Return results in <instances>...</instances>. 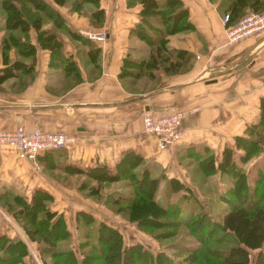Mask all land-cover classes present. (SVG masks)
Masks as SVG:
<instances>
[{
    "label": "crops",
    "instance_id": "0c3cea01",
    "mask_svg": "<svg viewBox=\"0 0 264 264\" xmlns=\"http://www.w3.org/2000/svg\"><path fill=\"white\" fill-rule=\"evenodd\" d=\"M45 1L63 19V26L54 29L55 36L62 54L71 57L76 68L51 66L48 50L28 27L34 66L13 69L14 75L0 81V130L37 126L64 131L73 141L44 150L35 160L17 157L11 146L0 144L1 210V203L18 207V202H30L36 191H43L49 209L62 215L70 231L66 202L78 198L83 182L95 180L85 178L88 169L109 174L121 166L146 168L150 173L157 169L161 180L162 169L167 176H184L191 160L203 161L209 154L216 167L223 145L230 146L234 160L238 159L242 150L233 146L232 138L257 121L259 96L264 93V29L229 42L220 18L227 13L233 22L246 10H263L264 0H179L169 12L173 28L166 29L163 40L166 47L188 54L175 58L181 69L173 72L160 62H149L151 46L131 31L139 17L136 0H77L74 6L73 2ZM235 1L239 7L233 12L230 3ZM178 9L182 16L174 20ZM95 10H101L99 23L89 18ZM155 25L163 27L159 22ZM42 27H51L50 20ZM96 31L104 37L87 35ZM83 38L98 48L92 58ZM143 56L147 57L139 67L137 60ZM181 109L185 111L182 133L173 143L159 147L152 135L142 132L144 111L158 114ZM263 159L264 150L242 166L246 170L255 160L264 163ZM258 164L253 170L264 172ZM1 217L0 234L19 237L27 245L22 228H15L6 216L2 222Z\"/></svg>",
    "mask_w": 264,
    "mask_h": 264
},
{
    "label": "trees",
    "instance_id": "16d2710c",
    "mask_svg": "<svg viewBox=\"0 0 264 264\" xmlns=\"http://www.w3.org/2000/svg\"><path fill=\"white\" fill-rule=\"evenodd\" d=\"M51 1L57 4L64 3V0ZM136 1L139 3V17L138 22L131 31L139 37H143L149 47H154L149 49L148 56L151 58L149 60H152V57L156 55V50L159 49L164 51L166 49L165 55L168 57L172 54L176 57L180 53L181 57H185L188 54L185 50L166 47L163 40L166 29L173 28V24L169 26V22H171V20L169 21V12L174 11L178 7L179 0ZM77 2V0H73L72 6ZM230 6L232 11L235 12L239 7V3L235 1L230 3ZM180 16H182V10L178 9L173 14L174 20ZM0 17L4 19V24H0V27L4 26V32L9 34L2 37L1 40L0 58L2 66L0 68L2 69L0 71V81L9 75H14L13 69L33 68L35 61L34 45L27 40L24 42V48L21 41L15 40L16 34L13 33L16 30L19 33H27L28 27L35 31L38 44L48 50V63L51 66L76 68L73 59L62 54L60 41L55 36L54 29L63 26V19L45 0H0ZM89 18L94 23H99L101 10H95ZM231 19L234 18L229 15V21ZM47 20H50L51 27L43 28L42 24ZM155 22L163 24V27L156 26ZM83 43L89 46L87 53L92 58L96 54L97 46H91L90 41L86 38H83ZM11 46L13 49L15 47L16 51L8 61L7 58L10 57L8 50ZM146 57H140L137 60V66L139 65L140 67V64H144L140 63V60L145 62ZM25 58H28V60H24ZM162 65L164 68L175 67L177 61L174 60L171 64L167 62ZM258 109L259 117L257 121L246 125L242 135H235L232 138L233 146L242 150L241 155L238 157L239 163L234 160L231 147L228 145L222 146L216 167L213 165L212 154L203 157L200 165L202 171L210 173L218 169L225 177L224 181L226 184L219 194L223 205L218 211L220 214L215 213L220 218L215 219L208 216L205 212H193V210L189 209L182 223L194 229V226L203 222L204 226L212 234L214 228L220 230V234L216 237L213 236V240L216 242L220 240L227 241L226 238H229L230 241L225 247H205L204 251L207 255L205 254L206 256L204 255L200 261H196L197 255L194 254L195 251L196 253L201 252L198 250L199 246L188 249L190 254L185 257L188 264H195V262L202 264V261L204 262L203 264H249L248 249H255L250 264H264V249L261 247L264 244V174L260 169H257L258 171L255 175H252V182L248 183L247 175H251L242 166L243 162L264 150V93L259 96ZM119 168L122 170L121 173L117 171ZM119 168L115 170L114 174H109L104 169L91 168L87 170L88 175L86 177L93 176L95 180H117L121 177H133L135 175L133 177L135 180L133 196H130V194L128 196L117 195L121 192H117L116 196H110L111 191H109L106 194L108 197L106 203L117 205L121 201H127V205L122 208H126V212L129 213L127 219H134L133 221L137 225H145L144 223H147V216L153 214V211L147 212L149 207L153 205L157 209L160 207L159 211H161L160 209L166 211L167 207L170 208L168 203L161 205L153 198L152 191L154 186L147 179L149 177L148 169L132 170L123 166ZM90 188L96 193L97 185L90 186ZM139 188L141 189L139 190ZM46 195L43 191H36L30 202L20 201L18 202L19 204L17 203V208L19 209V212H16L17 214H8L17 219L23 218L25 222L23 221L21 228L27 239H35L37 241L39 258L43 260V263L44 259L42 256L48 259L55 256H63V258L68 256L69 261H65V264H86L87 258L91 259V257H86L83 253V257L76 258L69 247L60 248L61 246L56 245L58 241L69 237V231L65 226L62 215L46 207ZM135 195L138 197L134 198ZM171 205L169 215L173 218L172 222L178 225L180 223L178 221L179 211H182L181 206L177 202ZM131 209L135 212L134 214L130 213ZM88 215L91 216L88 213L77 210L74 214V220L75 222L77 219L81 222H86ZM142 218L143 220H141ZM93 231L94 240L91 239L92 241L88 242L89 251H95L93 259L96 257L101 259V262L93 264H171V260L160 253L161 251L151 253L148 252V249H142L141 245L136 243L133 245L123 244L119 231L104 220L99 219ZM85 234L86 231L81 232V236L84 237ZM83 241L80 240V245ZM181 250L187 251L184 247ZM26 253L27 246L22 239L0 234V264H23L22 257ZM231 255H236L237 257L231 259L229 258ZM52 261L54 263L61 262L58 259Z\"/></svg>",
    "mask_w": 264,
    "mask_h": 264
},
{
    "label": "rangeland",
    "instance_id": "374dc122",
    "mask_svg": "<svg viewBox=\"0 0 264 264\" xmlns=\"http://www.w3.org/2000/svg\"><path fill=\"white\" fill-rule=\"evenodd\" d=\"M49 1L52 3L51 0ZM71 2H73V0H64V3L66 4L67 3L69 4ZM263 10L260 11L246 10L244 11L243 14H241V16L238 17V19L242 17L244 14L248 13L249 11L261 12ZM224 14L226 13H222L221 16L223 17ZM3 20L4 19L0 17L1 25L4 24ZM0 29H2L0 33V48H1L2 37L8 36L9 34L4 32V26L0 27ZM13 33L16 34L15 40L21 41L24 47V42L29 40L28 33L25 32L19 33L17 30L14 31ZM12 46L10 50H8L10 52L9 53L10 57L7 58L8 61L13 57V55L15 54L14 52L16 51L15 47L13 49ZM152 48L154 47H150V49ZM165 51L160 49L156 50V55L152 57L151 61L150 60L148 61L156 62V63L160 62L162 64H166L167 62H169L171 64L172 62H174L176 57L179 58V56L175 57L173 56V54L169 55L168 57L165 55ZM24 60H28V58H25ZM54 67L60 68V66H54ZM169 68H171L172 72L177 71V69L178 70L181 69L179 66L176 67V65L175 67H169ZM33 160H35V158ZM235 160L237 163H239L237 158H235ZM191 162L192 164L190 166L185 167L187 170L184 169L183 171L184 176H177V175L167 176V174L164 172V169H162L163 171V174H161L162 179L159 180L160 173L159 174L157 173L158 172L157 169L153 170L152 173L148 171L149 177L147 176L148 177L147 179L149 180V183L152 186H154V189L152 191L153 198L156 201H158L161 205L168 203L170 205V208L172 207L171 204L176 202L181 206L182 211L181 212L179 211L180 216L178 221L180 223L178 225L172 222L173 218L172 216L169 215V213L171 212V209L169 207H167L166 211H162V209H160L161 211H159L158 209L160 207L157 209L154 205L152 207H149L147 212L153 211V214L151 216L150 215L147 216L148 217L146 221L147 223H144L145 225H137L135 221H133L134 219H127V215L129 213L126 212V208L125 209L122 208L125 207V205H127V201H121L120 203H117V205L106 203L108 199L106 194L109 191H111L110 196H116L117 192H121L122 194L121 193L117 194L121 196L123 195L128 196V194H130L131 196L132 194H134L133 190L135 189L134 187L135 180L133 179V177L135 175H133V177L130 176H126L123 178L121 177L120 179L118 180L115 179L112 182H106L104 180H94L92 181V183L83 182L82 186L80 185L82 191L80 192V195H78V198L76 196L77 199H75L73 202L71 201L66 202L68 205L66 207L67 216L65 217V221L67 223H70V231H69L70 233L67 239H62L58 241L56 245L61 246L60 248L69 247L74 252L76 258L83 257L82 256L83 253L85 254L86 257L87 256L91 257V259L87 258L86 264L101 262V259L98 257L93 259V254H95V251H89V246H88L89 245L88 242L94 240L93 230L98 220L101 219L106 221L107 223H109L111 226L115 227L119 231V233L121 234L123 244L133 245L136 243L141 245L142 249H148V252L151 253L161 251L160 253L164 254L171 260L170 262L171 264H188L187 259L185 257H187V255L190 254V250L188 249L194 246H199L198 250L201 251L200 253H196V251L194 252V254L197 255L196 261L202 260V258L206 254L204 251L205 247L227 246L228 241H230L229 238H226L227 241L220 240L216 242L215 240H213V236L216 237L218 236V234H220L219 229L214 228L212 234L208 231L207 227L204 226L203 222L194 226V229L182 223L185 216L188 214L189 209L193 210V212H197V211L205 212L206 214H208V216L218 219L220 217H217L215 213H218L219 209L223 205V201L219 198V194L221 193V191L223 190L226 184V182L224 181L225 179L224 175L221 172H219L217 169L214 170L213 172H210L213 174L207 176L206 171L197 170L198 168H200V164H201L200 162H202V160L197 161V159H193L191 160ZM257 164L258 162L255 160L253 161L252 164L246 166V168L248 167V169H246L248 170L247 173H250L251 175V176H249V174L247 175L248 183L252 182L251 180L252 175H255V173L258 171V170H253L254 169L253 166ZM258 165L262 167L264 166V163L261 161ZM117 171L121 173L122 170H120L119 168ZM93 172L95 171L93 170ZM155 173H157L156 178L153 177V174ZM93 185H97L96 193L93 192V189L90 188V186ZM140 189L141 188H139V190ZM135 197L138 196L135 195L134 198ZM70 202L72 203L71 205ZM73 205H75V207H73ZM1 206H3L4 208L3 210L0 209V214L2 216L1 218L3 220L2 222L4 223L6 222L4 219V216H6V219L8 218L11 222L13 221V224H15V228L20 229L21 224L25 222L23 218L17 219L14 216L13 218L12 216L9 215L12 213H14L15 215L17 214L16 213L17 211L19 212L17 206H14L13 203L11 202H7V204L1 203ZM46 207L49 208L47 204ZM77 210L83 211V213H88L91 216L88 215L86 217L87 218L86 222L83 221L81 222L78 219L75 222L74 214L75 212H77ZM130 213L134 214L135 212L131 209ZM93 214L96 217H93ZM141 220H143V218ZM82 231H86L84 237L81 236ZM9 234L14 235V233H10V232ZM80 240H84L83 242H81L82 243L81 245H80ZM26 241H27L26 246L28 248H27V253L22 257L23 264H59L61 262H63L62 264H65L66 262L69 261L68 256H65L64 258L63 256H59V257L55 256V257H51L50 259H48L45 256H42L44 259V263H43L42 262L43 260L39 258V253L37 250L38 248L37 241H35V239L32 240L26 239ZM183 247L186 248L187 251L181 250ZM261 247L264 249V244ZM247 252H248V260H249L248 262L250 264L252 261V257L255 253V249H248ZM236 257H237L236 255H231L229 258L235 259ZM57 259L61 260V262L54 263L52 261ZM162 261L164 262L163 259ZM203 263L204 262L202 261V264ZM195 264L197 263L195 262Z\"/></svg>",
    "mask_w": 264,
    "mask_h": 264
},
{
    "label": "built area",
    "instance_id": "2783aa9c",
    "mask_svg": "<svg viewBox=\"0 0 264 264\" xmlns=\"http://www.w3.org/2000/svg\"><path fill=\"white\" fill-rule=\"evenodd\" d=\"M222 29L227 41L233 42L246 35L264 29V10L244 14L235 21H229L227 13L221 16ZM89 37L102 39L103 32L87 33ZM184 110L152 114L144 111L141 115V130L152 135L159 147L177 140L181 133L180 119ZM73 141V136L60 130H43L37 126L25 129L18 126L13 129L0 130V144L11 146L18 157L33 160L38 153L52 148L63 147Z\"/></svg>",
    "mask_w": 264,
    "mask_h": 264
}]
</instances>
